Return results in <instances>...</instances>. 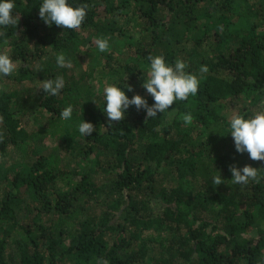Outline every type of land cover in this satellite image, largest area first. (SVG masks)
Listing matches in <instances>:
<instances>
[{
    "label": "trees",
    "instance_id": "obj_1",
    "mask_svg": "<svg viewBox=\"0 0 264 264\" xmlns=\"http://www.w3.org/2000/svg\"><path fill=\"white\" fill-rule=\"evenodd\" d=\"M80 2L89 6L87 16L73 30L45 24L39 0H17V24L3 29L0 41L6 39L20 66L2 78L11 85L35 75L55 78V62H45L35 72L31 59L50 53L55 59L59 51L72 53V59L92 55L85 31L94 28L113 42L132 28L135 34L123 46L133 53L102 71L109 84L131 85V91L125 89L129 97L139 87V94L153 103L142 81L149 56L162 53L169 62L183 59L186 70L201 77L199 89L159 117L148 118L143 108L130 106L122 120L109 123L103 101L88 110L92 134L65 131L61 138L82 153L102 147L113 152L97 168L65 170L39 155L0 176V264H16L6 257L12 244L18 264H264V161L250 159L247 152L240 156L227 133L233 114H251L264 106V0ZM85 41L89 45L83 46ZM201 44L210 50L209 59L196 52ZM106 53L113 57L112 45ZM202 65L206 73L200 72ZM41 85L31 86L21 98L15 90L0 93V157L26 140L23 117L44 110L61 132L72 120L59 115L78 101L68 96L72 89L65 85L53 96ZM186 113L193 115L191 123L184 122ZM73 136L85 142L80 145ZM144 137L138 150L135 145ZM232 162L260 168L258 177L248 184L223 179L213 184L211 178H223L222 170L227 172ZM159 171L174 173L175 183L164 187ZM188 176L202 180L195 198ZM26 192L39 210L31 221L20 222ZM42 213L57 218L39 220Z\"/></svg>",
    "mask_w": 264,
    "mask_h": 264
},
{
    "label": "clouds",
    "instance_id": "obj_2",
    "mask_svg": "<svg viewBox=\"0 0 264 264\" xmlns=\"http://www.w3.org/2000/svg\"><path fill=\"white\" fill-rule=\"evenodd\" d=\"M17 0H0V37H4L3 29L8 26H16L18 16L14 14ZM39 16L45 24H55L63 29H78L87 16L88 4L80 0H39ZM6 39L0 41V77L11 76L18 71V66L11 56V50L6 48ZM96 48L100 52L110 50V40L106 36L95 39ZM55 63L59 68H70L72 60L63 51L55 54ZM187 63L183 59L169 62L161 54L149 56V67L146 79L142 81L143 87L153 98L149 104L146 97L135 93L131 97L126 94L125 89L132 90L131 85H123L122 82L108 84L103 89V111L108 117L109 123L122 120L130 106L137 110L143 108L148 118L159 117L158 113H164L176 101L187 100L198 92L201 77L187 71ZM42 69L38 66L36 70ZM207 67H200L201 73H206ZM126 78V77H125ZM66 81L63 75L55 78L43 79L40 88L44 93L58 95L65 88ZM95 101V100H93ZM74 105L67 104L59 113L64 120L73 118ZM185 123H191L193 115L186 113L183 116ZM79 133L91 135L94 131L92 122L82 119L78 124ZM219 132V131H218ZM234 148L239 153L247 152L250 159L264 161V106L251 114H233L228 121ZM258 167L245 164L242 167L229 166L233 182L236 184H248L259 175ZM222 176L216 175L211 178L213 184H220Z\"/></svg>",
    "mask_w": 264,
    "mask_h": 264
},
{
    "label": "rangeland",
    "instance_id": "obj_3",
    "mask_svg": "<svg viewBox=\"0 0 264 264\" xmlns=\"http://www.w3.org/2000/svg\"><path fill=\"white\" fill-rule=\"evenodd\" d=\"M99 13H102L98 10ZM100 24V23H99ZM101 31L96 33V30L92 28V30H88L87 33L85 31L86 39H91L89 50L92 52V55H77V59H72L69 55V58L72 60V66L70 68H59V73L57 75H63L66 81V86L71 88V92L68 93V96L72 99L78 100L74 105V113L71 121H68L67 126L64 130L59 131L58 127L54 126L51 122V117L48 112L42 110V112H36V114L32 117L27 116L23 117L21 121V126L27 131V138L23 143H19L17 146L12 147L9 146L7 148V153L0 157V176H3L6 171H11L13 167L21 168L24 165L31 164L39 155L49 156L52 160L59 165L60 168L65 170H74L79 167H91V165L96 166L98 164H102L105 161L107 156L113 155V152H109L106 148H103L95 152L94 154L82 153L77 147L69 144V147H66L64 141L61 136L65 135V131H68L67 134H78V124L82 119L86 121H90L89 116L87 115L88 110L94 111L93 109L103 101V89L109 84V82L101 76L102 71L109 70L113 65L117 62H122L128 54H132L133 52L126 47L123 46L124 40H129L131 38L130 34H135V30L130 28L126 34H122L121 40L110 42V45L113 46V57L109 58L107 56L108 53L100 52L95 45V39L97 37H101ZM32 42V39L29 43ZM83 46L89 45L88 41H85ZM196 52L200 57L209 59L211 56V52L205 44H201L196 48ZM53 61L55 59L52 57V54L45 55L42 59L33 58L30 61V65L35 72H37L36 68L41 66L43 63ZM19 67L20 64L14 61ZM56 64V63H55ZM149 64H146V68L148 69ZM8 79H3L0 77V93L6 90H15L17 94H19V98L22 96H28L30 94L31 86H37L38 84H42L43 80H41L36 75L31 79H25L20 81L17 84H9ZM131 82V81H129ZM75 85V87H74ZM139 94V87H135L134 94ZM12 107H14V98L12 99ZM95 100V101H93ZM20 101H22L20 99ZM174 111L169 112V115H173ZM91 122V121H90ZM1 129V126H0ZM66 136V135H65ZM87 136V135H85ZM195 137V134H193ZM84 137V136H83ZM73 141L79 140V144L82 145L85 142V139L81 140L78 137H71ZM146 138L141 142H138L135 147L138 150L143 149V141L146 142ZM66 147L67 150L64 148ZM219 150V149H218ZM214 154H217L214 153ZM243 153H240V156ZM139 156V153H136ZM242 167L243 165H235L229 164V166ZM166 166V165H165ZM229 166L227 167V172L222 170L223 180L226 181L227 184L234 183L232 179V174L229 170ZM224 167L223 165L221 168ZM167 170V169H166ZM100 172V171H99ZM96 179H102L101 173H97ZM174 173H169L168 171L158 172L157 178L160 182H162L163 186L169 188L175 183ZM189 183L187 182L188 188L191 190L193 197L198 196V191L200 190V184L202 182L198 177H187ZM186 181V179H184ZM182 182H184L182 180ZM1 183H3L1 181ZM25 190H23L24 192ZM139 197L142 194H138ZM24 201L21 203L20 210L18 211L19 221L26 222L31 221L32 218L36 215V210H39L38 207H34L35 202L29 197V194L23 193ZM144 199V197H142ZM40 218L50 220H56V216H52L51 214L45 215L42 213ZM67 242V241H66ZM6 257L12 262L18 264L19 257L18 253L15 249L14 244H12L6 251ZM145 264V263H142Z\"/></svg>",
    "mask_w": 264,
    "mask_h": 264
}]
</instances>
